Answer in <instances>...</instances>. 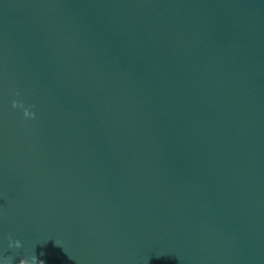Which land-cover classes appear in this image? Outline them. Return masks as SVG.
Segmentation results:
<instances>
[{
    "label": "clouds",
    "instance_id": "9594fccd",
    "mask_svg": "<svg viewBox=\"0 0 264 264\" xmlns=\"http://www.w3.org/2000/svg\"><path fill=\"white\" fill-rule=\"evenodd\" d=\"M17 106H18L17 102L14 101L13 102V107H17ZM24 115L26 117H34L35 114L33 112H30L28 109H25L24 110ZM14 245H15V247H20L21 246V242L19 240H16L14 242ZM5 264H12V258H10V257L6 258ZM19 264H28V261L25 258H21L19 260ZM31 264H44V262L42 260H38L36 258V256L34 255V256L31 257Z\"/></svg>",
    "mask_w": 264,
    "mask_h": 264
}]
</instances>
